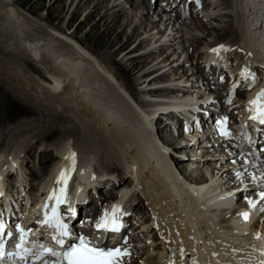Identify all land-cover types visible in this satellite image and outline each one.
<instances>
[{
	"label": "bare ground",
	"instance_id": "bare-ground-1",
	"mask_svg": "<svg viewBox=\"0 0 264 264\" xmlns=\"http://www.w3.org/2000/svg\"><path fill=\"white\" fill-rule=\"evenodd\" d=\"M27 2H0V53L3 52V47H10L13 42L10 51L18 53L23 63L31 70H36L38 75V81L35 82L25 77L27 73L21 76V70L16 71L21 80L10 83L22 89L11 90L24 92L23 95L30 99L27 103L42 109L40 112L44 109L46 114L53 115L49 125L62 132L64 121L59 120V116L66 120L67 113L70 115L78 111L80 114L84 111L87 124L90 121L96 122L99 139L97 148L103 149L105 144L117 147L120 157L113 169L108 170L107 167L106 170L102 166L100 156H90L92 151L85 152L87 148L84 151L80 148L81 151L76 148L75 150L74 141L69 137V140L64 139L67 143L58 141V145H55V160L61 161L62 158H69L75 153V160L79 162L80 179L84 180L79 192L94 204H102L97 202L96 197L97 191L102 188L104 193L101 194L110 196L111 201L116 199L117 191L124 184L118 189L116 186L122 180L126 179L128 182L130 179L126 169L130 165L138 167L142 190L131 188L122 206L133 212V209H138V201L146 210V217L142 216V220H148L149 225L145 226L142 237L138 236L140 248L135 249V253L141 255V264H183L181 258L185 252L193 255L189 264L192 261L195 263L198 257L215 262L228 257L245 264L264 260V199L260 197V193L264 192V185L250 184L244 188L245 183L251 180V168L245 164L233 168L230 163L236 157L225 155L218 158L211 154L212 146H202V142L196 140L202 131L197 126L198 120L194 119L198 116L199 120H202L215 113L219 102L225 98L218 96L213 99L209 92H218L215 86H200L198 80H194L195 67L200 70L203 64L201 56H197L199 45L201 49L207 46L217 49L219 45L231 44L233 53L237 52L235 56L241 57V65L247 62V57H251L248 62H257L259 70L264 73V27L261 30L264 25V0H215L214 3L211 0H202L198 10L205 11L204 15L199 18L198 14L195 15L197 11L193 9L183 24L164 19L161 13L152 12L154 7L147 5L144 0L140 1L141 4L133 3V0H79L71 13L70 21L79 16L82 8L85 7L88 12L74 32H68L59 25L47 30L29 21V18H25L27 16L24 17V13H18L17 9L13 8L14 4L27 5ZM41 2L43 1L36 0L37 5L42 8ZM63 2L64 0L50 1L49 7H46L50 16L48 18H54L53 11L57 5L65 9ZM31 11L34 12L33 8ZM57 13L60 14L56 18L60 20L61 12ZM210 19L219 23L212 21L208 24L205 21ZM90 22L94 24L86 36L103 29L92 47L78 35L82 27ZM27 31L30 34L34 31L35 34L32 32L33 35H29ZM210 37L211 43L205 44L204 41ZM225 37L230 40L221 41ZM181 47L183 49H180ZM19 55L16 54V58ZM119 57L122 58L114 72L112 67L116 64L115 58ZM9 60L12 62L11 58ZM6 63L9 62L5 61ZM9 70L3 69L5 74ZM126 77L130 78L127 83L126 79L123 81ZM20 81L25 82L22 85ZM175 99L188 104L197 103L198 112L179 111L182 105L173 103ZM18 104L20 103L10 107H18ZM163 106L172 107V112L162 113ZM33 109L28 106L27 110L22 111L26 119L18 121L16 127L28 125V119H31L30 124L33 122L37 114L34 111L33 115L30 111ZM6 112L4 114L8 113ZM38 116L41 117V114ZM163 118L165 121L161 120ZM154 125L159 126L157 134L162 138L163 151H159L158 141L152 132ZM178 125H188L187 131L189 134H195V137L192 140L177 139L184 128L181 129ZM68 130L70 131L69 128ZM47 135L45 136L48 137ZM31 140L35 143L34 139ZM211 140L216 144L218 142L212 137ZM33 142L32 146L35 145ZM78 142L77 144H80ZM183 146L189 147L185 149L188 151L191 148L193 151H200L203 147H207L209 151H205L206 154H202V158L198 156L194 161H189L182 152ZM98 151L101 150H97L96 154ZM27 152V147L22 143L19 152L10 159L11 164H6L0 169V187L5 192L14 179L18 183L19 191L27 193L29 175L23 172ZM42 153L43 150L39 156ZM108 159L109 157L107 161ZM169 159L183 164L198 163V167L192 170L185 165L182 171L186 173L190 170L188 177L193 176L191 181L199 182L200 185L196 184L192 191H188ZM93 164L99 172L95 174L96 180L87 177L90 171L88 168ZM24 175L28 180L26 182ZM33 175L35 174H30ZM43 184L38 185V188L42 189ZM176 188L178 194L181 189L180 199L178 195H174L173 190ZM249 201L255 202L256 206L253 208ZM221 205L227 207V212L225 210L219 213L218 209L214 208ZM230 208L232 211H228ZM141 211L143 210H140V213ZM245 212L249 213L247 220L243 216ZM217 217L221 219L217 220ZM13 221L16 220H9L10 223Z\"/></svg>",
	"mask_w": 264,
	"mask_h": 264
},
{
	"label": "rangeland",
	"instance_id": "rangeland-1",
	"mask_svg": "<svg viewBox=\"0 0 264 264\" xmlns=\"http://www.w3.org/2000/svg\"><path fill=\"white\" fill-rule=\"evenodd\" d=\"M2 1L3 0H0V2H2ZM6 1H10V0H6ZM11 1L13 2V0H11ZM18 1L21 2V3L28 1L27 2L28 6L27 5H21V3H17V4H14L13 8L14 9L16 8L17 9L16 11L18 13H19V11L24 13V17L27 16L25 18H29L30 19L29 21H32V22H34V24L36 23V24L40 25L42 28H45L47 30L48 29H52L53 26H58L59 25L60 27H63L65 29H67L68 32H74L75 28L84 19V17L87 15V12H88V10L87 9L85 10V7H84V8H82V12L79 14V16L75 20L70 21L71 20V13L74 10V8L76 7V5L78 4L79 0H74L73 2H72V0H64L63 3L66 5L65 9H63L62 6L57 5L58 7H56L54 9V11H53L54 12V14H53L54 18L50 19V18H48L49 11H48L47 8L49 7V3H50L51 0H42L43 1V2H41L42 8L39 7V5H37L36 0H18ZM54 1L55 0H53V2ZM140 1L142 2V0H133V3L139 4V3H141ZM30 7L33 8L34 12L31 11L32 8H31V10H29ZM58 11L61 12V16H62V18L60 20L56 18V16H58L60 14V13H57ZM151 11L156 13V8L154 7ZM41 18H43L44 20L42 21ZM205 21L208 24H210V22H212V21L215 24L219 23V22H217V21H215L213 19L205 20ZM93 24H94L93 22L86 23V25L82 27V30L80 31V33L78 32L79 37H81L82 39L84 38V40L88 41V44L91 45V47L94 46L95 41L99 37L100 32L103 31V29H102L100 32L90 33L89 36H86L87 32L90 31V29L93 26ZM29 31H31V30H29ZM215 31H217V30H215ZM32 32H33V34H35L34 31H32ZM32 32H31V34L29 32L27 34L33 35ZM10 37H12V36H9V38ZM0 39H1V37H0ZM228 40H230V38L229 37H225L221 41H228ZM211 41H212V37L207 38V41H204V43L208 44V43H211ZM12 44H13V42H11V45ZM11 45H10V47H11ZM131 45H133V43L129 44L128 48L131 47ZM194 46L195 47L197 46L196 43L194 44ZM199 46L197 47V50H199V54H197L198 57L202 55V51H203V49H201V46L200 47ZM10 47H3V48L1 47L3 49V50L1 49L3 52L0 53V69H1L0 70V82L2 81L0 83V98H1L0 99V106H1L0 107V117H1L0 118V169L4 168V166L6 164H8V165L11 164L10 163L11 162L10 159L13 156H16V154L19 152L20 145L22 143H24V145L27 147V151L28 152H27V160L25 161V164L23 165V172L25 171V173L27 175H29L28 176L29 183L26 184V186H27L26 195L31 196L33 194V192H36V191L39 190L38 185L40 186L41 184H43L44 180L42 181L41 179L45 176V174H47L49 172V170H51V168H52L51 165L57 166L58 163H59L58 160H55L56 159L55 145H58L57 144L58 141H60V142H62V141L64 142L65 141L64 143H67L66 140L68 139V137H69V139H72L74 141V143H73L74 149L76 148L77 151H81V150L84 151V149L87 148L85 150V152L90 153L92 151L90 153L91 154L90 156L95 157V158H96V156H100L99 158H100V160L102 159L101 163H102V166H103L104 169L107 170V167H108V170L109 169L110 170L113 169L115 167V164H116L118 158L120 157V154H119L120 152H117V150H118V149H116L117 147H113V146L106 145V144L103 145V149H102V147H101V149H99V147L97 148V146H98L97 142L99 141V139H98V133H97V125H95L96 122L95 121H93V122L90 121L87 124V120H86L84 111H82L80 114L78 113V111H74V112L70 113V115L67 113L66 120H64L61 116L58 117L59 120H61L62 122L64 121L63 127H64L65 130L63 129V132L64 131H66V132L63 133L62 130L54 128L55 126L51 125L52 126L51 127L49 125L50 121L54 118L53 115H51L52 116V118H51V116L48 113L46 114L44 109H43L42 112H40L42 109L40 110L34 104L31 105V104L27 103L30 99H28L27 97H25V95H23L24 92L23 93H18L17 90H11V88L15 89V88H18V87H17V85H14V83H10V82H14V81L19 82V79L21 80V78H18V73L17 74L15 73L16 71H18V70L20 71L21 70V73H19L21 76H22V74L24 75V74L27 73V75H25V77L27 76L26 77L27 79L29 78L31 81L33 79V80H35V82L38 81V75L36 74V70H31L30 67L26 66L23 63V61L20 59L21 56L18 53H14V51H10V50H12V49H10ZM7 48H9V50H7ZM13 49L15 50V48H13ZM180 49H183V48L181 47ZM10 54H11V57H10ZM16 54L19 55L18 58L20 60L18 58H16L17 57V56H15ZM3 56H5V57H3ZM186 57H188V55H186ZM8 58L9 59L11 58L13 63L10 62V60ZM121 58L122 57L115 58L116 64L114 65V67H112L114 72H116V70L118 69V67L116 65L118 64V62L120 63ZM183 58H185V56ZM5 61L9 62L10 64L9 63L5 64ZM16 61L17 62L20 61V62L17 63ZM210 64H214V61L213 62L211 61ZM2 66L6 67V68L3 67V69H5L6 71L10 69L8 71L9 75L11 74L10 76L8 75V73L7 74L4 73L6 71H3ZM33 66H35V65H33ZM42 70L45 71V69H43V68H42ZM15 75H17V77ZM11 79H14V80L12 81ZM129 79H130L129 77H126V78L123 79V81L125 80V83H127V82H129ZM20 82H22V85H23L25 81H20ZM31 84H34V83H31ZM18 89H22V87L18 88ZM12 95L15 98H12L13 97ZM26 98H27V100H26ZM194 98H195V96H194ZM16 103H20V104H18V107H16V106H14L13 108L10 107L11 105L16 104ZM28 106H30L32 109L34 108L33 110H30L33 113V115H34V111L37 113V114H35V118H33V122L30 124L31 119H28V120H26V121H28V123H26L28 125H24V126H21V127L19 125V126L16 127V124H18V121H22V119H26L25 115L23 117V112L22 111L27 110ZM35 108H36V110H35ZM37 111H39V113L41 114V117L38 116L40 114ZM5 112L7 114H4ZM72 117H73V119H72ZM47 119L49 120V122H48ZM195 119L198 120L199 118L196 116ZM39 120H40V122H39ZM75 120H76V122L74 123ZM84 120H86V121H84ZM161 120L165 121V118H163ZM4 121H5V123H4ZM67 121H68V123H67ZM72 122H73V124H72ZM81 123H82V126H81ZM37 124H38V126H37ZM67 124H68V126H67ZM176 124H180V123L178 122ZM70 125L71 126L73 125L74 128H72L73 126L71 127ZM49 126H50V128H49ZM47 127L49 129H47ZM81 127H83L82 129H84V130H82ZM175 127H177V126H175ZM178 127H180L182 129L184 127V125L183 126L182 125L181 126L178 125ZM42 128H44V129H42ZM51 128L54 131H52ZM68 128L70 129V131L68 130ZM50 131L52 133H50ZM71 132H72V135H70ZM81 132H82V134H81ZM39 133H41V134H39ZM49 133H50V135H49ZM78 133H79V135H78ZM85 133H86V135H85ZM189 133H190L189 131L183 129L181 135H179V137L177 139L186 140L187 138L195 137L194 136L195 134H189ZM64 134H66L65 135L66 137L64 136ZM45 135H47L48 137H46ZM81 135H83V136H81ZM74 136H76V137H74ZM78 136H80V137L78 138ZM86 136L88 138H91V139H88ZM44 137H45V139H42ZM31 139H34L35 143ZM64 139H66V140H64ZM85 140L89 144H87L85 142ZM31 141L35 144L34 146H32L33 144H32ZM42 141H44L46 143H44ZM77 142L80 143L81 145L77 144ZM81 142H83V143H81ZM92 143H93V145L95 144L94 147H93ZM76 145H77V147H76ZM84 145H85V147H84ZM88 145H90V147ZM79 146H81V147H79ZM107 146H109V147H107ZM88 148L90 149V151H89ZM188 148L189 147H186L185 149H188ZM42 150H43V153L39 156L40 151H42ZM97 150H101V151H98L99 153L96 154ZM189 150H191V149H189ZM102 151H103V153H102ZM110 153H111V155H108ZM104 154L107 155V157L104 156ZM87 156L90 158V156L88 154H87ZM110 156H112V157H110ZM189 156L190 155L188 154L187 159H189ZM105 157H106V159H105ZM108 157H109V159L107 161ZM110 158H112L113 160L111 159V161H110ZM189 160H191V159H189ZM56 162H58V163L55 164ZM103 162H104V164L106 166L103 164ZM107 162H108V164H107ZM107 165H109V166H107ZM88 169H90V171H89V175H87V177L90 176L91 178H95V175L93 177L92 174L99 173L98 170L94 168V164L92 166H89ZM88 169H86V170H88ZM32 173L35 174V175L30 176V174H32ZM23 178L25 179V182L28 181L25 175L23 176ZM12 180H14V179H12ZM38 180H39V183H38ZM95 180H96V178H95ZM122 184H124V186H125V183L121 182V183H119L116 186V189H118L119 186H122ZM101 193H104V189L103 188L100 191H97V193H96L97 202H102L104 204L109 203L110 196H106L105 194H101ZM137 202H136V204H137ZM137 205H138V210L139 209L143 210V211H141V215L140 216H145L146 214L144 212H146V210L143 207L144 205L142 206L140 203L137 204ZM136 210L137 209H135V210L133 209V211H135V212H136ZM140 256H141L140 254H136L134 262H131L130 264H141L142 262L140 260Z\"/></svg>",
	"mask_w": 264,
	"mask_h": 264
},
{
	"label": "snow or ice",
	"instance_id": "snow-or-ice-1",
	"mask_svg": "<svg viewBox=\"0 0 264 264\" xmlns=\"http://www.w3.org/2000/svg\"><path fill=\"white\" fill-rule=\"evenodd\" d=\"M223 49V46H221ZM214 52H219L220 49H213ZM242 78L245 80L251 76L253 82H255L256 77L254 73L248 72L247 69L243 73H241ZM261 100H264V91H262L256 100L250 102V107L248 111L252 113L251 119L258 120L260 123L264 124V103H260ZM231 103V100L229 101ZM220 132L221 135L229 136L230 134L227 132L224 125L227 123V118L220 121ZM69 159L72 161V168L75 167V153H72ZM60 181L64 186L60 188L59 195L56 194L55 190H53L52 195L49 199H55L56 207L52 209V216L48 217L46 215L45 223H49L50 221L55 223V226L59 229L60 235L62 237L69 238V243L65 246V240L59 239L56 242L62 247V253L52 252L51 249H46L47 252L51 253L53 256H60L58 264H122V260L125 256L129 255L126 250H121L120 247H108L105 245L104 247H96L94 241L90 238H87L82 235H75L71 233L68 229V225L63 223L60 215H59V205L69 203L67 194H66V185L69 176L65 175L64 171H61L59 174ZM261 199H264V192L260 193ZM249 204L254 208L256 206L255 202L249 201ZM71 211V209H69ZM116 212H119V207L116 208ZM245 220L248 219L249 213H243ZM123 225L116 218L115 212L111 215L107 212L100 218L99 222L95 224V228L98 230H103L105 232L116 233L121 230ZM0 229H3V225L0 224ZM3 257V249L0 248V258Z\"/></svg>",
	"mask_w": 264,
	"mask_h": 264
}]
</instances>
